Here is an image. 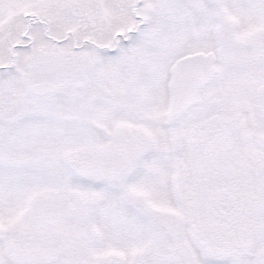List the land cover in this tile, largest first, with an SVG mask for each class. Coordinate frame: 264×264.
Instances as JSON below:
<instances>
[{
	"label": "snow or ice",
	"instance_id": "6c2138e0",
	"mask_svg": "<svg viewBox=\"0 0 264 264\" xmlns=\"http://www.w3.org/2000/svg\"><path fill=\"white\" fill-rule=\"evenodd\" d=\"M0 264H264V0H0Z\"/></svg>",
	"mask_w": 264,
	"mask_h": 264
}]
</instances>
